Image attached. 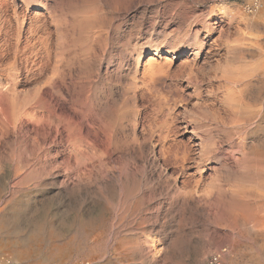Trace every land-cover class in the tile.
Masks as SVG:
<instances>
[{"label":"rangeland","instance_id":"obj_1","mask_svg":"<svg viewBox=\"0 0 264 264\" xmlns=\"http://www.w3.org/2000/svg\"><path fill=\"white\" fill-rule=\"evenodd\" d=\"M253 2L0 0L27 13L22 47L41 23L51 33L32 40L17 121L10 96L11 124L0 120V259L264 264V0ZM54 85L56 119L39 106Z\"/></svg>","mask_w":264,"mask_h":264},{"label":"bare ground","instance_id":"obj_2","mask_svg":"<svg viewBox=\"0 0 264 264\" xmlns=\"http://www.w3.org/2000/svg\"><path fill=\"white\" fill-rule=\"evenodd\" d=\"M12 8H11V10H12ZM8 11H9V8H7L5 6L0 7V66L4 65L6 67V69L0 67V88H2V86H4L3 85L4 83H7L6 85H8L3 90L0 89V120L2 121V125H3V122H4V126L3 127H5V123L9 122V120H8L9 117L11 119L10 112H9V115L10 116H8V117H7V112H6V108H8L7 107L8 105H6V102H7V99H8L7 96H10L11 99L14 100V102H13V104H14V106H13V108H14L13 113H14V117H15L14 119L15 120L12 119V122L13 121L16 122L17 121V118H18V113H19L18 112V105L19 104L17 105V101H18V98L17 97L20 94V91L17 89V86L20 83H22V82L27 83V82L31 81L32 76L35 73V70H36L34 68V64H35L34 61L35 60L33 61V58L35 57V55L33 53L34 44L35 43H33L32 40H34L35 38H37L38 41H40V40L42 41V39H44V38H50V35H51V33H49V31H48L47 24L46 23H41V24L37 25L36 27H33L32 29L29 30L30 37L28 39L26 38V44H25L24 47H22L21 46V43H22V38H21V36H22L21 35V31H22V29H21V23H22L23 20H25V17L27 15V13H25L23 15L20 12H18V10L13 9V13L11 15H9V12ZM48 41H50V40H48ZM44 44L47 45V40H46V42H44ZM36 67H38V66H36ZM191 74H192V71H189V75H191ZM181 75H183V74H181ZM196 75L198 76V74H196ZM178 77H180V75ZM58 85H54L56 87H54V86L49 87V90L47 89L48 92H43L41 90L40 95H39V97H40L39 106L41 107V105L48 104L50 106V110H51V113H52V116H53L54 119H56L55 116H56V114L58 112V110H56V108H57L56 105L57 104L55 105V103H54V102H56L55 100L57 98H61V99H64L65 98V97H63L62 91L60 89L61 87L58 88ZM37 102L38 101H36L35 104ZM8 104H10V100H9ZM74 104L76 105L77 103L76 102L75 103L72 102V107L74 106ZM9 107H10V105H9ZM32 108H34V107H32ZM37 108H38V106H37ZM8 109L10 110V108H8ZM73 110L75 112L77 109H75L73 107L72 108V111ZM83 112H85V111H83ZM86 112H87V110H86ZM87 114L89 116L90 115V112H88ZM95 119H96V117H95ZM8 124H11V123H7L6 125H8ZM52 125L55 126L56 124L52 122ZM90 125H89V127H90ZM151 125H153V124H151ZM104 126H107V125H104ZM1 128H2V126H1ZM36 141H38V140H36ZM0 264H5V262L0 259Z\"/></svg>","mask_w":264,"mask_h":264},{"label":"built area","instance_id":"obj_3","mask_svg":"<svg viewBox=\"0 0 264 264\" xmlns=\"http://www.w3.org/2000/svg\"><path fill=\"white\" fill-rule=\"evenodd\" d=\"M261 5H262V0H254L253 3L248 5V9L251 10V11L252 10H256L259 7H261ZM1 260H3L5 262V264H17V263H15L14 261H12L10 259L1 258ZM75 264H89V263L86 262V261H80V262H77ZM211 264H221L220 258H219L218 255L213 256V258L211 260Z\"/></svg>","mask_w":264,"mask_h":264}]
</instances>
